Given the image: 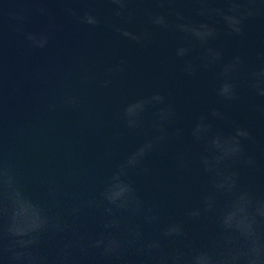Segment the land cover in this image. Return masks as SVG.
Returning <instances> with one entry per match:
<instances>
[{"label":"water","instance_id":"water-1","mask_svg":"<svg viewBox=\"0 0 264 264\" xmlns=\"http://www.w3.org/2000/svg\"><path fill=\"white\" fill-rule=\"evenodd\" d=\"M255 2L0 0V264H156L177 252L186 264H264V0ZM234 85L237 100L218 95ZM201 117L210 127L200 142L191 133ZM242 128L255 168L228 160ZM175 225L183 235L163 237ZM113 240L123 254L105 256Z\"/></svg>","mask_w":264,"mask_h":264},{"label":"clouds","instance_id":"clouds-1","mask_svg":"<svg viewBox=\"0 0 264 264\" xmlns=\"http://www.w3.org/2000/svg\"><path fill=\"white\" fill-rule=\"evenodd\" d=\"M114 3H117L121 6V8L124 7V4L126 3V0H113ZM253 5L256 4L255 0H253ZM252 8V7H251ZM256 11H259L257 8H253ZM89 23L95 24L98 21L91 15H89L87 17ZM164 21V17L159 16L155 18V22L157 24H163ZM243 29L242 27L237 29V33L240 34L242 33ZM179 55H181L180 53H178ZM234 61L237 65H240L241 61L239 57L234 58ZM189 74H193L194 73V69L189 68L188 69ZM262 72H264V68L261 69ZM218 95L225 101H235L238 99V93H237V87L234 85L233 86V91L231 93V95H224L223 91H219ZM256 95L259 97H264V90H260L256 92ZM156 100H159L161 102H163L164 98L162 96H156L155 97ZM127 115L129 116V113L127 112ZM172 115V110L169 109L168 112L166 113H162L161 114V120H165L167 117H170ZM211 115L213 117H221V113H219L218 111L213 110ZM222 118V117H221ZM207 120L206 117H201L200 121L193 127L192 129V136L194 137V139H196L197 141H203L205 139L204 136L199 134V130L205 127H210V123H205V121ZM137 120L135 119H129L128 121V126L129 127H135L137 125ZM163 130V128L161 127V131ZM159 140H165V136H160L158 138ZM252 140V135L251 133L242 128V135H239L236 141V147L233 151V153L228 157V160L230 161L231 165H237V164H243L245 166H248L250 168H255L256 167V160L253 156L247 154L246 149H245V142L247 141H251ZM154 147V143L153 142H149L148 144H146L144 147H142L139 152L137 154H135L133 157H131L128 162H127V167H135L140 163V160L142 157H144L148 151H150L152 148ZM203 165H204V170L206 172L209 173H213L215 170L210 166L209 161L207 160V158L205 157L203 159ZM228 180L229 183L231 185H235L238 183L239 181V171L237 170H231L228 174ZM124 185V196L128 195V196H134V192L135 190L130 186V185ZM212 187L217 191V192H221L225 189V184L223 182V180H221L219 178V175L217 174L215 176V178L212 181ZM106 198L110 201V203L116 204L117 200H114L110 195L105 194ZM122 196V197H124ZM209 200L208 197L205 198V202L207 203ZM128 201L125 200L124 203H121L119 205H117L118 207H126L127 206ZM135 203L137 204V210H139V205H140V201L136 200ZM109 213H111V209H108ZM200 213L199 211H193L192 213H190L191 216L196 217L198 216ZM151 222V221H149ZM115 225V222H110L108 224L105 225L106 229H109L111 227H113ZM163 237L165 238H174V237H179L183 235V228L181 225H175V226H170L169 228H167L164 232H163ZM139 238V233H136V237L133 238L132 240L128 241L127 244V249L131 250L133 248L136 247V242L137 239ZM103 243V238H101V240L96 241L95 246L96 247H100V245ZM121 244L115 240L111 241L110 243H108V245L104 248L103 254L105 256H111L113 254H120L122 255L123 253L121 252ZM161 248V244L159 243V241H155L152 244L148 245V249L149 251L152 250H157ZM156 260V264H182V262H184V264H186V254L185 253H175L172 255H168V254H162L159 257H155L154 258Z\"/></svg>","mask_w":264,"mask_h":264}]
</instances>
